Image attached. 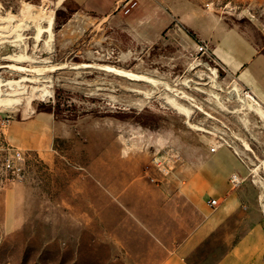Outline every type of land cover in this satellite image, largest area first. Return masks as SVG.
<instances>
[{
  "label": "rangeland",
  "instance_id": "rangeland-1",
  "mask_svg": "<svg viewBox=\"0 0 264 264\" xmlns=\"http://www.w3.org/2000/svg\"><path fill=\"white\" fill-rule=\"evenodd\" d=\"M256 3L214 11L264 51ZM210 56L190 30L138 43L70 0H0V264H132L112 185L136 168L145 179L154 150L171 156L170 178L176 154L232 152L264 229V107ZM115 142L130 161L116 171ZM9 147L23 153L21 179L1 169Z\"/></svg>",
  "mask_w": 264,
  "mask_h": 264
},
{
  "label": "crops",
  "instance_id": "crops-1",
  "mask_svg": "<svg viewBox=\"0 0 264 264\" xmlns=\"http://www.w3.org/2000/svg\"><path fill=\"white\" fill-rule=\"evenodd\" d=\"M70 1L85 13L120 21L121 29L138 43H154L167 31L190 30L196 42L208 43L224 73L264 105V51L241 25L229 24L215 13L217 0H130L126 5L123 0ZM32 139L28 144L36 142ZM117 144L111 147L115 171L117 165L130 162L116 157ZM154 153L160 152L154 150L149 160ZM160 154L170 167L167 173L151 168L142 179L136 168L112 185L114 201L122 209V251L132 264H264L260 219L246 193L228 183L237 168L233 153L209 148L187 160L176 154L182 164L175 178L169 177L171 156ZM209 197L217 200L215 208L207 203Z\"/></svg>",
  "mask_w": 264,
  "mask_h": 264
},
{
  "label": "built area",
  "instance_id": "built-area-1",
  "mask_svg": "<svg viewBox=\"0 0 264 264\" xmlns=\"http://www.w3.org/2000/svg\"><path fill=\"white\" fill-rule=\"evenodd\" d=\"M130 0H123L122 5H126ZM130 8L127 7L126 10ZM196 47L202 53H205L207 56L211 57L210 48L206 41L196 42ZM241 93L246 98L252 100L255 99L258 103L259 101L254 97L251 91L248 88L241 87ZM254 101V100H253ZM220 145L211 146L210 150L213 151L218 148ZM235 154H238L236 150H233ZM23 153L14 147H9L3 159L1 161V169L6 175H10L12 178L21 179L23 175ZM151 168L161 171L162 173H167L170 170V167L167 165L166 161L162 158L160 153H154L150 159L149 165L146 167V172H149ZM151 181L158 182L154 177L148 175ZM244 177H242L237 171H232L228 176V183L231 188H237L242 184ZM207 203L215 208L217 205V200L213 197L207 199Z\"/></svg>",
  "mask_w": 264,
  "mask_h": 264
},
{
  "label": "bare ground",
  "instance_id": "bare-ground-1",
  "mask_svg": "<svg viewBox=\"0 0 264 264\" xmlns=\"http://www.w3.org/2000/svg\"><path fill=\"white\" fill-rule=\"evenodd\" d=\"M125 75H127V76H133V77H138V75H135V74H132V73H129V72H126V73H124ZM141 76V75H140ZM142 77H145V76H142ZM140 78V77H139ZM146 81H149V80H146ZM20 82V81H19ZM250 100V99H249ZM254 100V101H253ZM250 101H252V102H254L255 104H256V106H260V104L255 100V99H252V100H250ZM256 111L257 112H259L262 116H264V109H262V108H256Z\"/></svg>",
  "mask_w": 264,
  "mask_h": 264
}]
</instances>
